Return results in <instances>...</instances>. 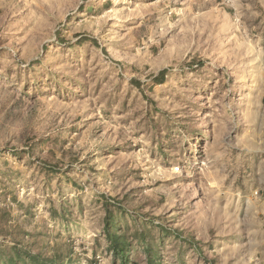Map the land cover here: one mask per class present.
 Listing matches in <instances>:
<instances>
[{
  "label": "rangeland",
  "instance_id": "rangeland-1",
  "mask_svg": "<svg viewBox=\"0 0 264 264\" xmlns=\"http://www.w3.org/2000/svg\"><path fill=\"white\" fill-rule=\"evenodd\" d=\"M0 264H264V0H0Z\"/></svg>",
  "mask_w": 264,
  "mask_h": 264
},
{
  "label": "trees",
  "instance_id": "trees-1",
  "mask_svg": "<svg viewBox=\"0 0 264 264\" xmlns=\"http://www.w3.org/2000/svg\"><path fill=\"white\" fill-rule=\"evenodd\" d=\"M164 75H165V71H162L160 72V74L158 75V79L161 81L163 78H164ZM107 232H108V235H109V238L111 239V241H113L114 245H115V248H116V253H118V255H122V256H125L123 255L124 254V251H123V248H122V241L120 240V238L118 237H114L113 235H111L109 233V230L107 228Z\"/></svg>",
  "mask_w": 264,
  "mask_h": 264
}]
</instances>
